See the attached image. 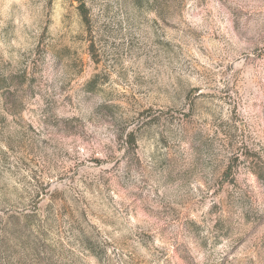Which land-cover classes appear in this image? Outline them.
<instances>
[{"label": "rangeland", "instance_id": "rangeland-1", "mask_svg": "<svg viewBox=\"0 0 264 264\" xmlns=\"http://www.w3.org/2000/svg\"><path fill=\"white\" fill-rule=\"evenodd\" d=\"M82 1L0 0V264H264V0Z\"/></svg>", "mask_w": 264, "mask_h": 264}, {"label": "trees", "instance_id": "trees-1", "mask_svg": "<svg viewBox=\"0 0 264 264\" xmlns=\"http://www.w3.org/2000/svg\"><path fill=\"white\" fill-rule=\"evenodd\" d=\"M78 1H79V4L77 6V9H78L79 15L81 16V19L83 20V22L87 24L89 22L88 9L86 8L85 3L82 0H78Z\"/></svg>", "mask_w": 264, "mask_h": 264}]
</instances>
